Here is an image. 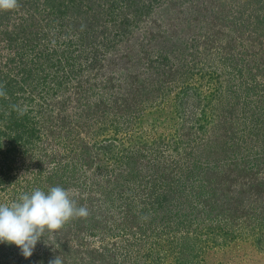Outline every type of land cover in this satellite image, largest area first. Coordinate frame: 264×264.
Wrapping results in <instances>:
<instances>
[{"label":"rangeland","instance_id":"1","mask_svg":"<svg viewBox=\"0 0 264 264\" xmlns=\"http://www.w3.org/2000/svg\"><path fill=\"white\" fill-rule=\"evenodd\" d=\"M142 4L143 15L103 17L84 40L80 20L45 0L0 10V203L60 186L61 175L72 198L92 197L89 215L72 220L80 231L46 233L28 258L0 242V264H264V0ZM14 124L25 135L7 149ZM138 155L143 178L196 188L190 200L207 212L220 205L187 259L139 244L148 222L125 223L122 205L103 200L118 160Z\"/></svg>","mask_w":264,"mask_h":264},{"label":"trees","instance_id":"2","mask_svg":"<svg viewBox=\"0 0 264 264\" xmlns=\"http://www.w3.org/2000/svg\"><path fill=\"white\" fill-rule=\"evenodd\" d=\"M139 2L140 0H45V5L50 7V11L54 15L59 17L67 16L69 20L74 22L79 19L80 23L75 24L77 25V30L81 33L79 38L84 40L93 37L94 34L96 35L95 26L103 17H109L112 20L116 19L117 15H121L123 19L128 21L126 18L128 13L131 14L133 18L146 13L145 9H148L150 5L145 8L142 4L138 8ZM115 5L120 10L116 14L114 11ZM83 8L84 11H82ZM124 22L125 21H122L117 27L121 33L127 25V22L126 25H124ZM14 125L16 126H14L16 128L15 138L9 137V140L6 141L5 146L7 149H11V143L16 146L19 139L25 135L23 130L18 131L19 126H17V124ZM28 135L29 133L27 136ZM142 156L144 155H138L136 160L126 158L124 161L120 160L118 157L114 158L115 161L119 159L118 165L116 166H118L122 172L117 174L111 183H109L108 180L102 181V184L103 182L109 183L110 187L109 189L100 188V192L104 194L103 200L109 207L114 205L115 201L122 205V210L126 215L128 214L124 220L125 223L129 218L135 221L139 217L141 218L140 225L143 224L142 221L148 222L146 227L142 226L138 229L139 232L149 233L148 235L143 234L141 238H139V244L143 246L147 244L148 248L159 245L160 247L165 246L164 248L166 251L163 255L165 256V261L169 260V256L174 255L173 252L176 254L177 251L180 261H182V259H187V253L189 254L196 250V247L198 248L199 244L202 243L200 237L204 236V232L208 231L206 233H209L214 230L213 228L215 226L213 224L208 227L205 225L207 220L210 221L212 220L211 218L214 217L212 213H218L220 205L216 202L210 207L211 209L208 210L209 212H207L205 202L203 203L201 200L200 206H196L192 204L190 200L196 188H188L189 186L186 187L183 183L184 187H186V191L187 189L188 191L191 190L189 192H186L184 189L180 190L181 188L178 186L177 181L162 180L163 176L159 173H157L154 178H151V180L150 177L147 179L144 176L143 178L142 176L145 172L139 162L141 159L145 160L146 158ZM97 160H99L97 164V167H99L102 160L99 158ZM184 163L186 168H180L182 174L190 172L191 169L189 165L194 164L191 160H187V162L184 161ZM144 164V167L146 166L145 170L147 171L150 167L149 163ZM152 167H158V165L154 163ZM128 168L130 170H128ZM56 175L57 171L52 173L48 180L53 179ZM140 178L143 179L144 183H142ZM66 182L67 177L61 175L58 182H53L52 184L58 183L60 186L63 184L62 187H64ZM132 187L137 188L138 191L135 193L132 192ZM73 199L80 202L77 203L78 206H83L87 209L90 205L89 203L92 202V197L89 198V203H87V201L85 202L88 198ZM208 202L210 203V200H208ZM184 209H188V212H184ZM233 212L235 213L234 209ZM205 214L206 216H204ZM72 220L67 222L60 230L80 231L79 223ZM84 221L85 220H83V222ZM189 228L190 230L188 231ZM148 230H151V233Z\"/></svg>","mask_w":264,"mask_h":264},{"label":"clouds","instance_id":"3","mask_svg":"<svg viewBox=\"0 0 264 264\" xmlns=\"http://www.w3.org/2000/svg\"><path fill=\"white\" fill-rule=\"evenodd\" d=\"M18 6V0H0V10ZM88 215V209L78 206L69 190L35 188L10 203H0V242L14 244L28 258L46 233L51 237L70 220ZM50 264H62V260L56 256Z\"/></svg>","mask_w":264,"mask_h":264}]
</instances>
